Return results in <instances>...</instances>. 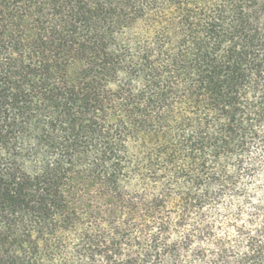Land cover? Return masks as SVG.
I'll return each instance as SVG.
<instances>
[{
  "label": "trees",
  "instance_id": "1",
  "mask_svg": "<svg viewBox=\"0 0 264 264\" xmlns=\"http://www.w3.org/2000/svg\"><path fill=\"white\" fill-rule=\"evenodd\" d=\"M0 264H264V0H0Z\"/></svg>",
  "mask_w": 264,
  "mask_h": 264
}]
</instances>
